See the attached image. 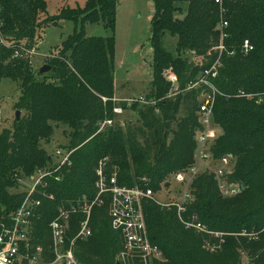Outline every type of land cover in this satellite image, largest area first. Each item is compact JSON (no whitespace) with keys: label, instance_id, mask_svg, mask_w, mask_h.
<instances>
[{"label":"trees","instance_id":"trees-1","mask_svg":"<svg viewBox=\"0 0 264 264\" xmlns=\"http://www.w3.org/2000/svg\"><path fill=\"white\" fill-rule=\"evenodd\" d=\"M118 1L83 0L82 6L48 16L46 0H0V81L18 83L14 109L23 112L10 130L0 131V214L3 208L10 213L18 206L22 197L14 191L18 179L52 164L43 146L58 126L69 130L65 148L74 152L70 166L56 172L42 189L52 198L42 199L33 245L42 249L47 263L54 259L49 224L60 207L95 198L99 162L108 160L105 174L115 173L120 186L152 190L168 175L189 168L202 92L189 87L218 62L211 82L221 94L213 106V122L220 133L211 151L216 159L231 158L229 179L243 190L224 198L213 175H199L191 184L193 200L187 215L224 234V243L216 252H207L203 244L214 239L185 230L175 210L151 201L143 206L148 238L163 255V262L154 264H264V104L239 96L264 95V0H223L222 14L214 0H149L152 70L146 100L155 105L130 108H139L141 127L115 125L97 134L98 123L113 119L116 106L112 72ZM221 20L228 26L220 54L215 48ZM60 21L71 22L74 29L45 61L48 73L38 76L29 57L12 58L17 46L30 49L50 23ZM86 25H102L108 36L87 37ZM166 34L176 38L175 57L164 48ZM244 41L253 47L247 54L241 49ZM185 53H193V59L182 56ZM167 72L177 78L174 91L165 79ZM83 219L81 213L71 217L67 245ZM73 254L78 264H140L126 255L121 262L123 243L111 228L107 205L92 207L90 236L74 241Z\"/></svg>","mask_w":264,"mask_h":264},{"label":"built area","instance_id":"built-area-1","mask_svg":"<svg viewBox=\"0 0 264 264\" xmlns=\"http://www.w3.org/2000/svg\"><path fill=\"white\" fill-rule=\"evenodd\" d=\"M214 3L222 9L223 0H214ZM228 26L227 22L222 20L219 23L220 43L215 48L221 54L225 47L223 40L226 38L224 29ZM41 45V44H40ZM242 52L247 54L253 50L248 41L242 44ZM23 51L25 56L30 52L17 46L12 58L22 59ZM216 62L210 69L203 71L195 83L190 85V89L201 88L202 92L198 96V108L196 116L199 127L195 132L194 141L196 150L193 155V164L181 172L171 174L174 179L175 188L165 189L168 182L161 184L162 192H155L150 188L135 186L128 188L120 186L115 173L110 176L105 174L106 159L99 162L96 170V181L94 188L95 198L91 202L83 200L81 204L68 205L60 207L54 220L49 224L51 237V250L54 255L52 262L47 263L43 260V251L40 247H34V225L41 214L42 199L52 197L47 196L45 189L47 180L53 178V175L65 166H70V157L74 150L68 148H57L53 156H49L52 164L45 169L37 170L33 175L24 178L27 180L26 187L22 186L21 191H16L22 195L18 206L14 211L0 214V264H78L73 254V244L76 239H86L90 236V213L93 206H108V217L113 231L120 234L123 243V254L121 262L124 263V255L136 258L140 264H154L163 261L162 252L158 247L151 244L148 238V232L144 215V204L148 201L153 202L159 207L167 210H175L179 223L187 231H192L199 235L208 236L215 240L214 243L206 241L203 248L210 253L216 252L224 243V234L208 230L199 219L192 215H187V207L193 200L191 184L202 174H211L217 183L219 192L224 198H232L239 195L243 186L237 182L230 181L232 174V160L228 156L214 158L211 147L217 137L214 134L215 124L213 122V106L215 96L221 95L211 82L217 75ZM166 81L177 88V78L172 72L165 73ZM240 97L246 99L256 98V103L264 104V95H245L239 93ZM106 100L103 99V102ZM116 104L113 108V119H105L98 123L97 134L103 133L116 124L115 116L122 115L126 109L138 104L141 106L152 107L154 100H146L143 97L133 99H112ZM121 104L125 106L124 109ZM157 112V110H156ZM170 177V178H171ZM18 179V183H23ZM56 182L60 181L55 177ZM81 213L84 219L80 222V227L75 237L67 245L66 234L69 230L71 217ZM242 236L251 237L252 235L242 234ZM119 262V261H118Z\"/></svg>","mask_w":264,"mask_h":264},{"label":"rangeland","instance_id":"rangeland-1","mask_svg":"<svg viewBox=\"0 0 264 264\" xmlns=\"http://www.w3.org/2000/svg\"><path fill=\"white\" fill-rule=\"evenodd\" d=\"M47 15H57L64 8H75L77 5L82 6L83 0H46ZM153 14V7L149 0H119L116 9L115 29H114V56H113V80H114V95L118 98L133 99L143 97L146 99L150 93L151 82V64L152 53L149 46L150 38V20ZM43 18L42 16L40 19ZM74 25L71 22L60 21L53 25L50 23L34 45L28 49V56L31 58L34 69H40L46 65L45 61L54 55L55 48L72 34ZM85 35L87 37H106L108 32L105 31L102 25H86ZM41 44V45H40ZM164 48L176 56L175 44L176 38H171L168 34L163 39ZM24 48V47H22ZM182 56H187L193 59V53H185ZM23 54V58H28ZM125 85L126 91L122 95H118L120 85ZM171 90H176V87L171 86ZM171 93V92H170ZM19 97V87L17 82L9 79L0 81V131L2 129H11L15 120L17 110L14 109V104ZM115 98V99H116ZM137 110L126 109L119 116H115V122L124 129L128 124L131 127H141L139 114ZM23 117V112L19 111V119ZM220 133L218 127H214V134L217 137ZM216 137V138H217ZM69 141V130L64 126H58L54 130V134L48 145H44L49 156H53L57 148H65ZM108 162V160L106 159ZM99 166V163H98ZM98 166L96 170L98 169ZM171 175V174H170ZM168 175L165 181L168 180L165 189L175 188V182ZM171 177V178H170ZM23 183H18V187L14 191H21L22 186L26 185L27 180H22ZM163 183V182H162ZM162 183L159 188L154 190L162 192ZM24 184V185H23ZM28 184V183H27ZM26 187V186H24ZM160 261L158 263H162ZM246 262V261H245Z\"/></svg>","mask_w":264,"mask_h":264},{"label":"water","instance_id":"water-1","mask_svg":"<svg viewBox=\"0 0 264 264\" xmlns=\"http://www.w3.org/2000/svg\"><path fill=\"white\" fill-rule=\"evenodd\" d=\"M49 71H50V67L47 66V65H44V66H42V67L38 70L37 75L40 76V75H43V74L48 73ZM15 120H16V121L19 120V111H17L16 114H15ZM5 210H6V209L3 208V209L1 210V213H4Z\"/></svg>","mask_w":264,"mask_h":264},{"label":"crops","instance_id":"crops-1","mask_svg":"<svg viewBox=\"0 0 264 264\" xmlns=\"http://www.w3.org/2000/svg\"><path fill=\"white\" fill-rule=\"evenodd\" d=\"M152 16V15H151ZM125 85H123V84H121L120 85V87H119V89H118V95H122V94H124V92L126 91V89H125V87H124ZM115 87L116 86H114V90H115ZM116 98V96L114 95V99ZM118 99H124L123 97L122 98H118ZM116 100H117V98H116Z\"/></svg>","mask_w":264,"mask_h":264}]
</instances>
